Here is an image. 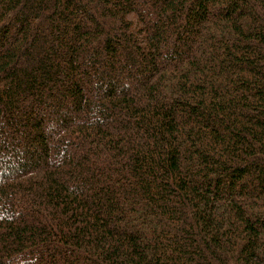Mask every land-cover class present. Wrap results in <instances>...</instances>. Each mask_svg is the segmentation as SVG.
<instances>
[{"label":"trees","instance_id":"16d2710c","mask_svg":"<svg viewBox=\"0 0 264 264\" xmlns=\"http://www.w3.org/2000/svg\"><path fill=\"white\" fill-rule=\"evenodd\" d=\"M0 264H264V0H0Z\"/></svg>","mask_w":264,"mask_h":264}]
</instances>
